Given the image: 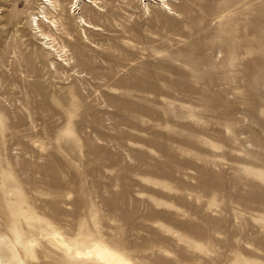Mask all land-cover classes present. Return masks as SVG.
Instances as JSON below:
<instances>
[{"label": "rangeland", "instance_id": "374dc122", "mask_svg": "<svg viewBox=\"0 0 264 264\" xmlns=\"http://www.w3.org/2000/svg\"><path fill=\"white\" fill-rule=\"evenodd\" d=\"M54 1L0 0L4 264H264V0Z\"/></svg>", "mask_w": 264, "mask_h": 264}, {"label": "bare ground", "instance_id": "6f19581e", "mask_svg": "<svg viewBox=\"0 0 264 264\" xmlns=\"http://www.w3.org/2000/svg\"><path fill=\"white\" fill-rule=\"evenodd\" d=\"M82 1L83 0H76V4L79 5ZM88 1L96 2L97 0H88ZM161 1L164 2L166 4V6L170 5L169 4L170 0H161ZM54 3H55L54 0H48V1L43 0V2L40 3L39 7L43 9V12L46 14L47 17L49 15H52V17H55L54 13L57 9L53 8V7H55ZM81 19H82L84 28H90V29H94V30L98 28L97 25H95L93 23L94 21L85 19L83 15L81 16ZM38 21H40V19ZM43 22H45V21H43ZM49 23L52 24V27L58 28V22L56 21L55 18L54 19L52 18V20ZM37 24L39 27H41L39 22H37ZM44 34L46 35L47 38L52 39V37H53V35L50 33L44 32ZM55 40L56 39L53 38V41H55ZM54 46H56V45H54ZM62 48L63 49L61 51H64V47H62ZM77 254L79 256H90V257L98 258L106 264H134L133 262L128 260L123 254L116 252V251L110 249L109 247L103 246L100 244H95L94 246L88 248L86 251H78ZM0 264H4V261L2 260L1 257H0Z\"/></svg>", "mask_w": 264, "mask_h": 264}]
</instances>
